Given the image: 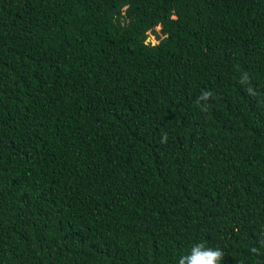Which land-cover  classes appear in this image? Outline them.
<instances>
[{
    "label": "trees",
    "instance_id": "16d2710c",
    "mask_svg": "<svg viewBox=\"0 0 264 264\" xmlns=\"http://www.w3.org/2000/svg\"><path fill=\"white\" fill-rule=\"evenodd\" d=\"M200 241L264 264V0H0V264Z\"/></svg>",
    "mask_w": 264,
    "mask_h": 264
},
{
    "label": "clouds",
    "instance_id": "9594fccd",
    "mask_svg": "<svg viewBox=\"0 0 264 264\" xmlns=\"http://www.w3.org/2000/svg\"><path fill=\"white\" fill-rule=\"evenodd\" d=\"M223 257L221 249L208 247L206 241H200L192 246L190 252L178 258V264H221Z\"/></svg>",
    "mask_w": 264,
    "mask_h": 264
},
{
    "label": "rangeland",
    "instance_id": "374dc122",
    "mask_svg": "<svg viewBox=\"0 0 264 264\" xmlns=\"http://www.w3.org/2000/svg\"><path fill=\"white\" fill-rule=\"evenodd\" d=\"M159 28H156L155 32L158 35ZM146 42L151 43V44H157L158 40L156 39L155 35L152 33H149L148 38Z\"/></svg>",
    "mask_w": 264,
    "mask_h": 264
}]
</instances>
